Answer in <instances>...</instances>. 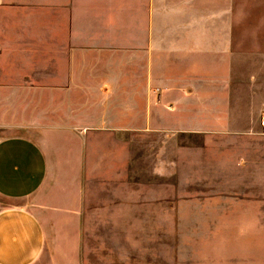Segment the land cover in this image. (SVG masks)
I'll return each mask as SVG.
<instances>
[{
    "label": "crops",
    "instance_id": "crops-1",
    "mask_svg": "<svg viewBox=\"0 0 264 264\" xmlns=\"http://www.w3.org/2000/svg\"><path fill=\"white\" fill-rule=\"evenodd\" d=\"M111 2L0 0V127L7 132L0 136V199L6 200L0 207V264H84L83 205L88 171H93L85 160L87 139L104 131V124L129 122L126 108L130 110L132 103V37L125 29L116 34L115 27L125 28L126 19H116ZM119 5V12H125L126 1ZM204 16L202 37L174 36L165 42L182 59L202 55L207 76L204 105H218L221 110L219 115L205 111L203 121L176 119L173 130L247 139L251 149L238 155L234 169L251 176L259 170V156H264V150L255 147L258 139L264 141L260 125L264 79L260 87L259 72H250L242 79L244 88L233 90L228 64L232 59L264 58V39L260 49H237L229 33L227 8L220 6L214 13L208 8ZM127 21L131 26V19ZM150 43L160 41L146 35L140 51L148 53ZM117 59L122 61L119 68L111 63ZM215 66L220 68L222 89L227 86L219 97H214L211 85L217 82ZM143 75L134 84L146 106L147 125L155 122L156 112L147 114L146 69ZM155 95L163 96V90ZM111 106L122 107L123 114L108 117ZM90 107H99V112L87 113ZM170 111L173 118L179 117V111ZM245 113L250 121L238 129L239 117ZM118 129L127 130L125 125ZM249 181L227 178L223 182L232 191L220 194L256 204L259 211L264 190L250 191L249 187H259V180ZM245 217L250 216L241 218Z\"/></svg>",
    "mask_w": 264,
    "mask_h": 264
},
{
    "label": "rangeland",
    "instance_id": "rangeland-1",
    "mask_svg": "<svg viewBox=\"0 0 264 264\" xmlns=\"http://www.w3.org/2000/svg\"><path fill=\"white\" fill-rule=\"evenodd\" d=\"M122 1L114 0L110 6L116 19H126L125 28L115 27L116 34H123L125 29L132 37L133 92L130 110L126 108L130 117L126 124H104V131L87 139L85 160L93 171H88L91 175L87 177L83 205L84 264H264V198L260 197L258 211L256 204L240 203L232 194H220L232 191L223 180L237 177L248 182L251 178L259 180V187L249 190L263 191L264 156H259L261 164L254 175L239 174L234 165L239 154L251 149L247 139L173 130L176 119L203 121L205 111L219 115L221 108L204 105L207 76L202 55L182 59L165 42L174 36L202 37L205 12L211 8L214 13L222 6L227 8L234 46L260 49L264 0H124L126 10L119 12ZM128 18L131 26L127 25ZM146 35L160 41L150 43L148 53L139 49ZM111 63L116 68L122 66L119 59ZM229 66L233 70V90L241 91L242 79L253 71L259 72L262 87L264 58L232 59ZM215 67L217 82L211 85L214 97H219L225 95L227 86L225 83L222 89L220 68ZM145 69L147 114L156 112L155 122L147 125L146 106L134 84L143 80ZM156 89H162L164 95L157 97ZM98 109L85 111L92 114ZM171 109L179 111V117L173 118ZM120 110L123 108L109 107L108 117L118 118L123 114ZM239 119L237 128H246L250 117L245 113ZM124 125L127 130L118 129ZM1 128L0 136L7 133ZM258 140L255 147L263 151L264 141ZM220 165L228 170H221ZM247 198L240 200L246 202ZM5 203L0 199V207Z\"/></svg>",
    "mask_w": 264,
    "mask_h": 264
},
{
    "label": "built area",
    "instance_id": "built-area-1",
    "mask_svg": "<svg viewBox=\"0 0 264 264\" xmlns=\"http://www.w3.org/2000/svg\"><path fill=\"white\" fill-rule=\"evenodd\" d=\"M159 89H156L155 90V94H159ZM260 125L262 126V128L264 129V119H262L261 121H260Z\"/></svg>",
    "mask_w": 264,
    "mask_h": 264
}]
</instances>
